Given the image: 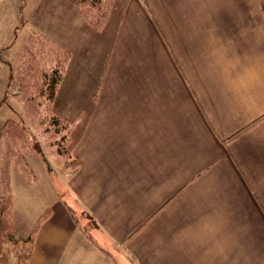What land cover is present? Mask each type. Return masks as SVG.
Returning <instances> with one entry per match:
<instances>
[{
  "label": "crops",
  "instance_id": "1",
  "mask_svg": "<svg viewBox=\"0 0 264 264\" xmlns=\"http://www.w3.org/2000/svg\"><path fill=\"white\" fill-rule=\"evenodd\" d=\"M79 1L34 13L71 51L75 168L34 213L28 264H264L261 1L114 0L100 29Z\"/></svg>",
  "mask_w": 264,
  "mask_h": 264
},
{
  "label": "rangeland",
  "instance_id": "2",
  "mask_svg": "<svg viewBox=\"0 0 264 264\" xmlns=\"http://www.w3.org/2000/svg\"><path fill=\"white\" fill-rule=\"evenodd\" d=\"M43 2L44 0H0V198L3 195L12 197V193L16 196L17 223L13 228L15 237L28 235L31 231L28 227H33L35 224L34 213L43 205L46 206L45 203L63 199L66 175L75 168V162L71 161L73 142H68L69 139L65 140L61 135L60 126L64 122V117H74L73 112L65 113L62 110L64 96L57 93V89V94L49 99V102L45 91L38 100L36 99L35 103L40 102L42 108L39 115H34L25 105L27 100L23 96L22 85L19 84L20 79H18L21 78L19 74L27 54L24 47L31 43L34 35L45 36V33L37 32L33 25L37 17L34 13L43 11ZM103 4L108 11L105 21L100 25L90 21L98 29L104 27L114 0L108 2L102 0ZM30 10L33 12L31 15H29ZM103 11L104 9L101 8L97 12L98 16H101ZM97 18L100 19L95 16L92 20ZM39 24L42 26L41 20ZM37 46L40 48V43ZM37 46L33 49L41 50ZM65 95L68 96V93L65 92ZM12 120L23 127V133L21 136L18 133L16 141L11 138V126L7 127L8 124L4 129V124ZM12 146L14 150L22 151L27 167L35 171V173L33 171L37 178L35 186L29 185L34 182V174L29 170L25 172L21 168L22 162L20 163L17 160L19 158L14 157L17 155L10 151ZM44 157L47 159L46 163ZM49 163H51L50 167ZM75 213L85 218L83 221L94 228L95 224L87 213L81 210H76ZM9 254L10 257L16 256L14 250H10ZM22 263L23 258L19 263L13 260V264Z\"/></svg>",
  "mask_w": 264,
  "mask_h": 264
},
{
  "label": "trees",
  "instance_id": "3",
  "mask_svg": "<svg viewBox=\"0 0 264 264\" xmlns=\"http://www.w3.org/2000/svg\"><path fill=\"white\" fill-rule=\"evenodd\" d=\"M108 2V0H105ZM261 1V8L264 14V0ZM78 8L83 13V15L89 21H95L96 24H102L107 16V9L105 4L102 5V0H80L78 2ZM104 9L101 16H98L97 12L100 9ZM106 14V15H105ZM97 16L100 19H94ZM31 43L27 44L24 49L27 54L25 55L23 66L20 70V82L23 89V96L26 97L28 111L34 115H39L41 111L40 102L35 103L41 94L46 91V98L51 100L56 94L58 85L60 84L62 77L64 75L66 64L70 58V51L64 46L59 45L55 41L51 40L47 36H37L34 35ZM37 40V41H35ZM40 43L41 47L38 48L37 44ZM34 46L38 49L34 50ZM36 53V54H35ZM39 55V56H38ZM22 82V83H21ZM35 90L37 92H35ZM37 99V100H36ZM49 100V102H50ZM60 121L58 122V124ZM9 124V125H8ZM8 125V126H7ZM11 126V138L16 141L18 133L21 136L23 133V127L17 122L11 121L4 124L5 127ZM19 136V137H20ZM13 145V144H12ZM14 146V145H13ZM10 150L12 154L17 155V159L21 163V168L27 172L29 168L25 158L22 156V151L20 149ZM20 156V157H19ZM31 173V170H29ZM32 174V173H31ZM9 200V202H8ZM13 208V198L11 196L3 195L0 198V264H13V260L19 263L23 258L22 264H28L30 256L32 254L34 245V236L37 231V224L30 235L25 238H18L12 234V228L14 225V216L12 213ZM4 221V222H3ZM6 222V223H5ZM11 248V249H10ZM10 250L16 252V256H11L9 254ZM14 258V259H13Z\"/></svg>",
  "mask_w": 264,
  "mask_h": 264
}]
</instances>
